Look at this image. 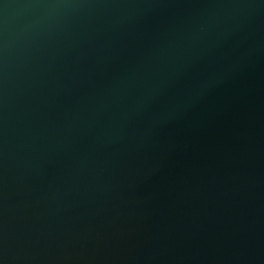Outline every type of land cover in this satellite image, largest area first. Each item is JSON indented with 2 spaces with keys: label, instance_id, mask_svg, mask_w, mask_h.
Returning a JSON list of instances; mask_svg holds the SVG:
<instances>
[{
  "label": "water",
  "instance_id": "obj_1",
  "mask_svg": "<svg viewBox=\"0 0 264 264\" xmlns=\"http://www.w3.org/2000/svg\"><path fill=\"white\" fill-rule=\"evenodd\" d=\"M0 264H264V0H0Z\"/></svg>",
  "mask_w": 264,
  "mask_h": 264
}]
</instances>
